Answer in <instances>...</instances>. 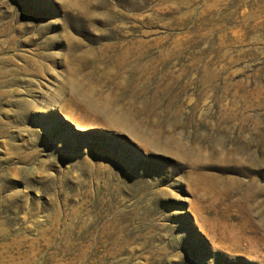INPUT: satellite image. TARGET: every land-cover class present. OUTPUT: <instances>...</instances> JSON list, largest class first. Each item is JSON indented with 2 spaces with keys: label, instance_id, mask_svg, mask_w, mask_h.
Here are the masks:
<instances>
[{
  "label": "rangeland",
  "instance_id": "374dc122",
  "mask_svg": "<svg viewBox=\"0 0 264 264\" xmlns=\"http://www.w3.org/2000/svg\"><path fill=\"white\" fill-rule=\"evenodd\" d=\"M0 264H264V0H0Z\"/></svg>",
  "mask_w": 264,
  "mask_h": 264
}]
</instances>
